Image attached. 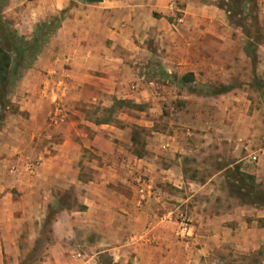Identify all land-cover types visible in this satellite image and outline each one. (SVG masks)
I'll return each mask as SVG.
<instances>
[{
    "label": "crops",
    "instance_id": "0c3cea01",
    "mask_svg": "<svg viewBox=\"0 0 264 264\" xmlns=\"http://www.w3.org/2000/svg\"><path fill=\"white\" fill-rule=\"evenodd\" d=\"M51 5L54 12L59 11L57 16L64 12L60 25L17 82L19 111L28 116H14L12 121L21 125L7 124L8 130L0 131V140L9 137L20 140L19 144L0 143V264L22 263L7 260L19 256L26 245L31 248L36 245L41 233L36 222L46 218L53 206L56 211L50 221L49 237L54 245L47 257L34 264H96L94 256L100 257L105 252L113 255L112 251H138L150 231L151 216L136 206L142 199L131 182L138 167L149 164L123 148L120 139L131 145L124 130L87 117L84 109L111 107L116 100L140 101L129 90L135 64L147 71L157 68L167 75H182L194 74L198 66L210 59L199 47V40L178 52L174 39L173 47L172 24L167 18L173 10L164 0H102L80 4L68 11L70 0H53ZM153 37L154 43L150 40ZM202 39L212 41L211 36ZM154 58L160 61L157 65H152ZM144 63L148 66H143ZM225 90L205 96L215 104L220 103V108L224 104L233 105L234 96H227L230 90ZM29 123L31 131H21L22 125ZM42 123L46 130L41 129ZM43 138L47 139L45 145ZM27 139L31 142L25 146L40 162L35 165L29 162L25 167L27 173L21 175L20 163L13 159L10 185L17 194L10 193L4 158L21 154V141ZM232 139L235 151L242 145V137ZM179 142L177 137V147ZM253 154L257 155L255 163L250 162ZM247 163L244 168L239 161L228 162L199 185L216 188L214 177L224 173L227 194L220 198L209 196L203 206L196 208L194 237L190 242H179L188 247L189 262L264 264V206L248 203L232 187L236 180L242 191L264 192V149L250 151ZM178 171L175 180L168 174L161 179L180 188L185 178L183 168L177 165ZM71 186L81 189L77 210L61 206L59 192L64 193ZM9 196H13L9 201L12 206L7 211L5 202ZM134 201L137 204L133 206ZM143 201L148 203L151 199ZM38 205L44 212L40 216ZM79 221L88 233L78 245L82 252L91 250L94 256L78 253L81 262H64L77 236ZM24 236L28 238L23 239ZM112 262H118L117 258H112Z\"/></svg>",
    "mask_w": 264,
    "mask_h": 264
},
{
    "label": "rangeland",
    "instance_id": "374dc122",
    "mask_svg": "<svg viewBox=\"0 0 264 264\" xmlns=\"http://www.w3.org/2000/svg\"><path fill=\"white\" fill-rule=\"evenodd\" d=\"M52 2L53 0H4L0 2L1 15L20 37L30 40L37 23L47 20L55 13L58 15L59 11H53ZM164 2L173 10L167 17L172 24L170 43L173 47L176 43L174 39L177 40L178 52L199 40L201 41L199 47L203 48L210 59H206L198 66L194 74L182 75H167L157 68L147 71L135 64L134 76L130 77L132 79L129 81V90L134 91L140 101L116 100L111 107L89 106L84 109L87 117L111 123L116 128L124 130L131 145L120 139L123 148L137 158L147 160L149 166L138 167L132 176L131 185L134 192H137L139 181L154 180L151 201L145 203L142 200L139 205L134 201L131 205L150 212V231L144 236L146 240L141 241L143 245L137 247L138 251L134 249L112 251L113 255L105 252L97 257L91 250L82 252L78 245L80 238L88 233V229L83 228V223L79 221L77 236L74 241L72 240V249L67 252L69 256L64 262H81L77 256L80 253L94 256L96 264H249V262H189L188 247L179 243L182 241L177 238V226L173 217L179 207L193 215L196 208L203 206L209 196L213 198L226 196L224 173L214 177L212 182L216 184V188H201L199 185L205 184L228 162L239 161L240 166L245 168L248 166L250 151L264 149V0H255L257 12L252 9L251 0H164ZM80 4L86 2L70 0L67 11ZM227 7L229 9L238 7L241 13L234 17L232 23L227 19ZM239 25L244 26V29ZM205 36H211L212 41L203 40ZM247 36H251L255 42L257 61L254 65L244 54ZM155 39L156 37H153L150 40L154 43ZM156 62L160 61L154 58L152 65H157ZM207 62L211 64H208V67ZM143 66L148 65L144 63ZM17 87L18 83L9 93L8 108L0 115V131L8 130L7 124L21 125L12 121L14 116H28L26 112L19 111L20 95ZM222 88L230 90L227 96H234L235 99H231L233 105L224 104L220 108V103L215 104L213 99L205 96L224 90ZM30 125L32 126L30 123L22 125L21 131L29 133ZM40 127L46 130L45 124L42 123ZM207 133L208 136L203 137ZM225 136L230 139H225ZM232 136L242 137V145L235 151ZM177 137L180 139L178 147ZM46 140L41 139L43 145ZM19 141L9 137L1 139L0 143L10 145L19 144ZM26 141H21L23 146L21 154L4 158L7 176L5 179L10 193L17 194L10 185L12 182L10 165L13 159L20 163L21 175L27 173L25 167L29 162H32V165L40 162L39 157L33 156L30 148L25 146L31 142L30 139ZM177 165L184 170L185 180L180 188L161 179L164 174H168L173 180L177 179V173L180 174L177 172ZM226 174L235 177L233 173ZM190 180L193 185L189 184ZM128 190L132 193V189ZM80 193L81 189L75 186H71L64 193L59 192L63 200L61 206L77 210L80 205ZM12 198L13 196H9L5 202L7 211L11 209L12 203L9 201ZM39 205L38 216L44 213L42 206ZM26 208L30 209L29 203L26 204ZM54 208L56 207L51 208L46 218L36 222L41 232L36 245L33 248L26 245L19 256L10 257L7 262L34 264L41 262L51 253L50 247L54 243L49 237V230L51 218L56 211ZM25 238L28 237L24 236L23 239ZM114 257L118 262H112Z\"/></svg>",
    "mask_w": 264,
    "mask_h": 264
},
{
    "label": "trees",
    "instance_id": "16d2710c",
    "mask_svg": "<svg viewBox=\"0 0 264 264\" xmlns=\"http://www.w3.org/2000/svg\"><path fill=\"white\" fill-rule=\"evenodd\" d=\"M3 1L0 0V2ZM84 1L93 4L101 2L102 0ZM251 1L253 4L252 9L255 10L254 12H257L255 0ZM1 13L0 10V115L5 113V110L9 106V93L19 81L21 73L31 67L33 61L46 43L48 36L53 34L59 27L64 12L62 11L59 16L52 17L49 20L37 24L30 40L18 36L16 31L11 27V24L3 20ZM226 13L231 23L235 19L234 17L241 14L238 7L237 9H232V7L229 9L227 7ZM239 26L244 29V26ZM253 40L251 36H247L245 53L254 65L257 61V54ZM222 89L224 90H218L213 92V94H220L226 91L225 88ZM243 181L241 179V182ZM232 187L233 191L240 194L241 197L246 198L248 203L264 206V192L242 191L241 183H236V180Z\"/></svg>",
    "mask_w": 264,
    "mask_h": 264
},
{
    "label": "built area",
    "instance_id": "2783aa9c",
    "mask_svg": "<svg viewBox=\"0 0 264 264\" xmlns=\"http://www.w3.org/2000/svg\"><path fill=\"white\" fill-rule=\"evenodd\" d=\"M250 162H257L256 154L250 156ZM152 183L153 180L151 179L139 181L137 185V193L142 200H146L153 195ZM173 218L177 226V238L185 243L190 242L194 237L193 215L191 212L179 207Z\"/></svg>",
    "mask_w": 264,
    "mask_h": 264
}]
</instances>
